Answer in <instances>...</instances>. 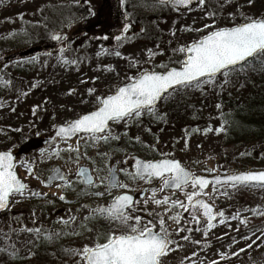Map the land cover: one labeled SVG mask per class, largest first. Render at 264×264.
<instances>
[{"label":"rangeland","instance_id":"rangeland-1","mask_svg":"<svg viewBox=\"0 0 264 264\" xmlns=\"http://www.w3.org/2000/svg\"><path fill=\"white\" fill-rule=\"evenodd\" d=\"M81 1L0 0V152H15L29 139L39 143L56 125L96 109L97 97L113 94L117 87L129 82V77L143 71L164 72L166 68L179 67L184 57L180 49H186L209 31L244 23L245 17L264 18V0H252L251 4L248 0H205L203 5L197 2L185 10L158 4L156 0H127L135 8L125 18L131 19L134 27L139 26V33L131 32L127 38L112 42L107 35L115 34L111 29L115 23L112 3L117 0H89L93 19L69 31L81 15H87ZM83 33L89 36L88 44L68 42ZM94 33L97 40L92 37ZM53 34L61 39L55 42L52 53L20 59L53 42ZM18 51L24 54H15ZM117 51L119 57L115 55ZM182 89L161 99L152 113L143 111L140 117L112 122L96 139L81 136L18 156L14 170L27 187L22 195L10 197L7 212L0 216V240L8 243L4 237L9 227L14 228V240L7 239L19 241L15 253L20 252L27 264H36L33 254L44 242L42 231L46 232V241L52 236L69 237L71 247L82 250L105 235L97 232L93 219L97 207H107L111 197L121 192L136 194L150 187L145 199L137 200L130 212L141 216L148 227L151 226L147 220L158 224L164 221L172 243L160 264H264V187L210 186L202 193L188 186L176 193L178 199L174 200L185 206L189 202L187 194L195 191L215 207L217 219L209 228L208 222L197 223L186 216L183 207L173 205L174 200L162 190V183L153 191L152 181L133 178L135 172L128 164L131 156L146 161L175 159L194 174L221 175L218 169L227 151L226 123L217 107V94H239L244 86L232 85L227 79H212ZM170 102L180 103L179 112L183 114L169 117L168 125L166 115L175 113L166 111ZM100 136L108 139H99ZM114 164L118 166L119 182L127 187L107 186L109 168ZM83 166L92 172L95 182L91 186L84 187L76 176ZM53 167L61 168L65 178L48 188L43 182ZM250 171L255 170L248 166L226 174ZM256 171H264V165ZM153 196L160 201L167 197L168 203L156 204ZM87 204H93L92 208H87ZM102 220L108 233L123 230V226L105 217ZM36 222L44 228L37 227ZM35 241L37 248L31 251L29 244ZM11 255L0 249V264L12 260ZM40 260L42 264H81V257L73 252L65 258Z\"/></svg>","mask_w":264,"mask_h":264},{"label":"snow or ice","instance_id":"snow-or-ice-1","mask_svg":"<svg viewBox=\"0 0 264 264\" xmlns=\"http://www.w3.org/2000/svg\"><path fill=\"white\" fill-rule=\"evenodd\" d=\"M159 2L161 4L188 5L191 0H159ZM248 2L251 4L252 0H248ZM198 3L203 5L205 0H198ZM244 19V23L216 28L203 35L198 41H193L186 48L187 59L179 70L173 67L170 70L166 68L163 73L143 71L134 78L129 77V82L117 87L114 94L97 97L98 104L94 111L83 114L66 126L61 127L57 136L84 132L91 134L93 139H96L95 134L102 133L110 121L123 120L126 117H140L143 111L152 113L156 102L162 98V94L169 90H174L177 87L200 86L202 83L210 82L217 73L223 72L227 75L237 65L247 64L250 59L258 57L264 59V18L245 17ZM128 27L125 24L124 31H127ZM207 27L209 25H205V28ZM51 38L53 40L61 39L56 34H53ZM115 39L120 41L121 36H116ZM180 51L184 52L185 49L181 48ZM115 55L119 57L121 54L117 51ZM205 77L207 80H202ZM91 91L93 90L90 89L89 92ZM209 130L205 129V132ZM99 139L107 140L108 137L100 136ZM136 139L139 140V137ZM135 168L136 172L132 174L133 178L145 179L149 183L153 178L159 177L163 180L164 186L171 185L176 188L186 186L189 181L193 187L198 186L201 190L208 185L206 179L194 176L175 159L156 161L137 159ZM28 171L31 173V168ZM120 171L124 172L125 169H120ZM53 173L48 177L49 180L64 179L63 174L58 169L53 170ZM78 175L87 180L89 184L93 183L86 170H80ZM219 180L220 178L217 177L216 181L219 182ZM253 181L264 182V172L241 173L226 177V182H231L233 187L237 184H248ZM108 182L112 187H127L118 181L111 168H109ZM26 187L17 178L13 170L11 153L0 152V209L6 206L10 194L15 192L22 195ZM34 195L40 194L34 193ZM96 195H103V193H96ZM197 195L198 193L195 191L187 194L190 204ZM60 198L64 199L63 196ZM152 199L156 204L168 203L167 197L164 198V201L155 199V196ZM133 203V198L125 194L115 197L107 207L94 210V214L99 213L110 222L123 226V230L117 229L105 234L91 246L85 245L82 250H69L81 257V264H160V258L167 254L170 250L169 244L172 243L169 239V233L164 227V221H160L159 231H153L151 227L142 223L141 216L125 211L131 209ZM172 203L187 208L178 200H174ZM195 204L203 208V215L207 217L208 227H213L212 209L201 200H196ZM219 215L222 216L223 213H219ZM193 219L197 223L199 222L197 217L194 216ZM148 224H152V221H148ZM29 231L39 233L41 230L29 229ZM184 239H188V237H184Z\"/></svg>","mask_w":264,"mask_h":264},{"label":"trees","instance_id":"trees-1","mask_svg":"<svg viewBox=\"0 0 264 264\" xmlns=\"http://www.w3.org/2000/svg\"><path fill=\"white\" fill-rule=\"evenodd\" d=\"M83 8L85 9L83 13L88 14V8L86 9V6H83ZM87 22H89V19H86V23ZM18 52L21 53L22 51ZM49 53H52V51L46 52V54ZM213 79H220L221 81L227 79L232 82V85L237 83L244 86V89L239 94H227L226 96L222 95L225 93L221 92L217 94L219 111L222 119L226 123L224 144L227 149L222 160V166H220L218 170L221 175L226 174L228 171L236 172L244 170L248 166L252 167L254 170H258L264 165V59L259 57L251 59L247 64L230 70L227 75L222 73L220 77H215ZM182 88L185 87H180L172 92L176 91L177 93L183 90ZM172 92L165 97L172 96L174 94H172ZM180 105L181 104L178 102H170L167 104L169 110H165L176 113H174V115L171 113L166 115L165 121H168V125L171 123L169 117H177V114H183V111L179 112ZM156 108L157 107L154 109ZM179 121H182V118H180ZM36 143V140L32 142L31 139H29L20 144L17 149L25 152L31 149V145L35 147ZM78 195L79 194H77V196ZM93 219L97 224V232H99L100 235L108 234L102 220L103 217L94 216ZM36 225L39 228H44V225L39 222H36ZM15 232L16 230L14 228L9 227L5 235L6 237H4L8 243L0 240V249L2 251H10L12 254V260L6 259L2 264L28 263L24 262L25 258L20 256V252L15 253V250L19 247V241L17 243L9 242L7 239L14 240L13 235ZM41 233L44 237V242H42L40 248H37L36 241L30 242L29 244L31 251L37 248L33 254L34 263L42 264L40 259L46 257H48V261H52L54 258H65L72 253V251L69 250H74L71 247L72 244L67 241L71 238H54V236H52L49 241H46V232L42 231ZM9 243L13 244V246ZM12 248L13 253L11 252Z\"/></svg>","mask_w":264,"mask_h":264},{"label":"flooded vegetation","instance_id":"flooded-vegetation-1","mask_svg":"<svg viewBox=\"0 0 264 264\" xmlns=\"http://www.w3.org/2000/svg\"><path fill=\"white\" fill-rule=\"evenodd\" d=\"M86 1V2H85ZM108 1H111V0H107V2ZM127 0H123V3H121V0H117V2H118V4L116 3V2H114L113 1V3H112V8H114V11H115V16H114V20H115V23H114V25L111 27V29H112V31H114V33L115 34H111V35H107V37H109V38H111L112 39V42L113 41H115L116 39H115V37L116 36H121V39H124V38H127L128 36H130L129 35V33H131V32H133V33H135V34H137V33H139V26H138V28H136V27H134L133 26V24H132V21H131V19L130 20H128L127 18H125L126 16H127V14H129L130 16L132 15V12H133V9L135 8V6H130L127 2H126ZM105 2V1H104ZM81 4L83 5V6H86V9L89 11V13L87 14V15H85V16H83V15H81V19L78 21V23L77 24H75V26L73 27V28H70V30L69 31H72V30H77V28L79 27V26H83V25H85L86 24V20L84 21L83 19H89V21L91 20V19H93L92 18V16H93V13H94V9H93V7H91L89 4H90V1L89 0H82L81 1ZM142 10V9H141ZM125 24H127L129 27H128V29H127V31H124V25ZM92 37H94L95 38V40H97L99 37H97V35H96V33H94V34H92ZM87 38H89V36L87 35V34H85V33H83V34H81L80 36H76V37H72V38H70V41H68V42H76V41H79V42H83L84 44H82L81 46H84L85 44H88L89 42H87ZM53 42H51V43H45L43 46H42V48L45 46L46 48H48V49H46L44 52H47V51H54V48H55V42L57 41V40H52ZM39 49L40 50H42L40 47H39ZM38 50V49H37ZM39 50V51H40ZM35 51V50H34ZM43 52V53H44ZM32 56H34V55H32ZM32 56H30V57H32ZM59 143H61V141H60V139H55L54 140V142L52 143V144H46L45 146H43V147H51V146H53V145H56V144H59ZM128 164L130 165V168H132L133 170H134V167H133V165H132V161H131V159L129 158V161H128ZM84 168H87V169H89L90 170V168H88V167H86V166H83ZM113 167H115L116 168V171H115V173H116V175H117V179H118V181H119V174H118V166H117V164H114L113 166H111L110 168H113ZM54 168L55 167H53L48 173H47V175H46V178H45V180L48 178V176L50 175V173L54 170ZM81 169V168H80ZM79 172V171H78ZM78 172H77V178H79L80 180H81V182H82V185L84 186L85 185V183H84V179H82L79 175H78ZM134 172H135V170H134ZM90 173H91V175H92V172H91V170H90ZM167 177V176H166ZM138 178V177H137ZM138 179H140V178H138ZM145 180V179H144ZM107 181H108V179H107ZM152 182H153V184H155V186H154V189H156V187L160 184V183H162V190L163 191H166V192H168V197L169 198H171V199H178V197L176 196V193H178V192H180L181 190H183V189H185V188H187L188 186H193L192 185V183L191 182H189L186 186H184V187H182V188H178L177 190H169V188L167 187V186H164V183H163V180L161 179V178H158V179H156V178H153L152 179ZM57 182L56 181H54L53 183H51L50 184V186L49 187H51V186H53V185H55ZM107 186L110 188V189H117L118 187H112V186H109V184L107 183ZM84 187H86V186H84ZM168 188V189H167ZM197 190H198V187H195ZM150 189H152V188H150V187H144L143 189H141V191H139V192H137L136 194H133V193H130V195H133V197H134V203L137 201V200H139V201H142V200H144L145 199V196H147V194H148V192H149V190ZM142 192H144L142 195H141V193ZM122 193V192H121ZM121 193H119V194H117V195H114V196H112L111 197V200L109 201L110 203L109 204H111L112 203V201H113V199L115 198V197H117V196H119ZM123 193H127V192H123ZM129 194V193H128ZM200 197H202V196H197V198H200ZM196 198L194 197L193 198V201L195 200ZM193 201L191 202V204H190V202H187V204H186V206H187V208H185V207H183V209H182V211L186 214V216H189L190 218H192L193 219V217L195 216V217H197V219L199 220V223L200 222H207L203 217H201V215H200V209H199V206L198 205H192V203H193ZM134 203H133V205H134ZM182 204V203H181ZM91 205H93V204H87V208H92L91 207ZM133 205H132V207H133ZM99 206V205H98ZM101 207H105V206H100L99 208H101ZM97 209H98V207H97ZM131 209H128L127 211H130ZM99 215V213H96L95 214V216H98ZM112 223H114V222H112ZM146 223H148V220H147V222ZM150 226H151V228L153 229V231H159V228H160V224H158V223H152V224H149Z\"/></svg>","mask_w":264,"mask_h":264},{"label":"water","instance_id":"water-1","mask_svg":"<svg viewBox=\"0 0 264 264\" xmlns=\"http://www.w3.org/2000/svg\"><path fill=\"white\" fill-rule=\"evenodd\" d=\"M158 2H159V0H157ZM197 1L198 0H191V3L190 4H188V5H176V4H174V3H169L170 4V6L172 7V8H174V9H179V10H184V9H187V8H189V7H191L193 4H195V3H197ZM160 3V2H159ZM164 4H166V3H164ZM187 59V50L185 49V51H184V58H183V61H182V65L179 67V68H177L178 70L180 69V68H182V66H183V62L185 61ZM251 60V59H250ZM241 65H243V63H241L240 65H237L236 67H238V66H241ZM171 68H173V67H170V68H168V70H170ZM176 68V67H175ZM156 72H158V71H156ZM160 73H163V72H160ZM222 73V72H221ZM220 73H217L216 74V76H218ZM207 77H205V78H202V80L203 79H206ZM177 88H179V87H177ZM176 89V88H175ZM170 91H172V90H169L167 93H169ZM167 93H164V94H162V97L164 96V95H166ZM114 94V93H113ZM162 99V98H161ZM161 99H159L157 102H156V104L154 105V107L159 103V101L161 100ZM94 111V110H93ZM86 114V113H85ZM77 119V118H76ZM75 120V119H74ZM74 120H72V121H74ZM71 122V121H70ZM69 122V123H70ZM112 121H110L109 122V124L111 123ZM69 123H67V124H69ZM67 124H60V125H57V126H55L54 127V129H53V133L49 136V137H46V138H44V139H41L40 140V143L41 144H46V143H51V142H53V140L54 139H56V138H60L61 140H71V139H73L76 135H79V134H89V133H84V132H80V133H77V134H75V135H68V136H57V132L59 131V129L61 128V127H64V126H66ZM108 124V125H109ZM108 128V127H107ZM107 128H105V130L107 129ZM104 130V131H105ZM103 131V132H104ZM102 132V133H103ZM102 133H96L95 135H98V134H102ZM3 152H9V151H3ZM11 153V152H10ZM11 155H12V157H13V170H14V165H15V158H16V154H13V153H11ZM141 160V161H144V160H142V159H140V158H138V157H133L132 158V160H133V165H134V167H135V164H136V160ZM56 169H58L61 173H62V171L59 169V168H56ZM86 170L87 171V173H88V175L90 176V172H89V170L87 169V168H81L80 170ZM136 169V168H135ZM185 169V168H184ZM55 170V169H54ZM79 170V171H80ZM112 170H113V172H114V174H115V176H116V178H117V175H116V173H115V171H116V168L115 167H113L112 168ZM185 170H187V169H185ZM187 171H189V170H187ZM190 172V171H189ZM260 172H264V171H250V172H241V173H260ZM16 173V172H15ZM241 173H234V174H229V175H223V176H220V175H216V176H212V177H202V178H204V179H206L207 181H208V185L202 190V191H204V190H206L210 185H214V186H219V185H231V182H226V177H228V176H231V175H239V174H241ZM54 173L52 172L50 175H53ZM167 175V174H166ZM196 177H200V176H196ZM217 177H219L220 178V180H219V182H217L216 181V178ZM18 178V177H17ZM157 179L159 178V177H156ZM57 180H61V179H59V178H57V179H55V180H49V179H47V181L45 182V185L46 186H48V185H50L51 183H53L54 181H57ZM92 181H93V179H92ZM190 182V181H189ZM84 183L86 184V185H89V183L87 182V180H85L84 179ZM108 184H109V182H108ZM237 185H255V186H261V185H264V182H260V181H253V182H249L248 184H237ZM110 186V185H109ZM169 189H171V190H176V189H178V188H176V187H173V186H171V185H169V186H167ZM13 193H15V192H13ZM12 193V194H13ZM144 192H142L141 193V195L143 194ZM12 194H10L9 195V197L7 198V201H6V206L3 208V209H0V214H2V213H4V212H6V210H7V208H8V203H9V198H10V196L12 195ZM123 195H125V194H123ZM128 195V194H127ZM131 196V195H130ZM132 197V196H131ZM133 198V197H132ZM196 200H201V201H203L205 204H207L211 209H212V212H213V216H214V219H213V221L212 222H214L215 221V215H214V213H215V209H214V207L212 206V205H210V204H208L204 199H202V198H200V199H196ZM195 200V201H196ZM133 201H134V198H133ZM195 201L193 202V205H196L195 204ZM199 206V208H200V210H201V216H203L206 220H207V217L206 216H204L203 215V208L200 206V205H198ZM126 211V210H125Z\"/></svg>","mask_w":264,"mask_h":264}]
</instances>
